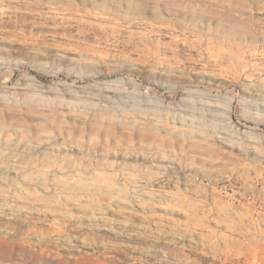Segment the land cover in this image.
Returning a JSON list of instances; mask_svg holds the SVG:
<instances>
[{
    "label": "rangeland",
    "instance_id": "rangeland-1",
    "mask_svg": "<svg viewBox=\"0 0 264 264\" xmlns=\"http://www.w3.org/2000/svg\"><path fill=\"white\" fill-rule=\"evenodd\" d=\"M0 264H264V0H0Z\"/></svg>",
    "mask_w": 264,
    "mask_h": 264
}]
</instances>
